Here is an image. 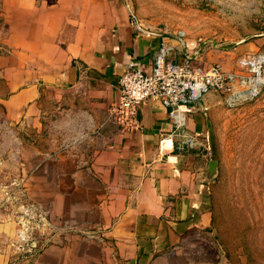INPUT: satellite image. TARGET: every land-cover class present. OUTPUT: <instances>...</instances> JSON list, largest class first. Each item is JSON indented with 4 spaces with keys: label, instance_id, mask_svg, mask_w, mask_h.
<instances>
[{
    "label": "crops",
    "instance_id": "1",
    "mask_svg": "<svg viewBox=\"0 0 264 264\" xmlns=\"http://www.w3.org/2000/svg\"><path fill=\"white\" fill-rule=\"evenodd\" d=\"M133 15L128 0H0V102L12 122L55 118L63 138L75 137L55 176L44 178L57 190L42 200L58 219L101 230L105 264H218L196 243L213 224L208 139L215 115L238 94L204 95L183 108L178 130L159 101L140 106L134 127L110 111L131 60L150 70L165 45L174 62L190 57L197 67L238 73L242 58L264 52V39L210 52L178 33L150 31ZM184 139L199 147H182Z\"/></svg>",
    "mask_w": 264,
    "mask_h": 264
},
{
    "label": "rangeland",
    "instance_id": "2",
    "mask_svg": "<svg viewBox=\"0 0 264 264\" xmlns=\"http://www.w3.org/2000/svg\"><path fill=\"white\" fill-rule=\"evenodd\" d=\"M128 2L146 29L182 33L194 47L206 46L210 52L264 39V0ZM4 34L0 23V37ZM239 72L244 71L239 68ZM5 87L0 74L1 98ZM239 99L234 107L217 113L212 125L210 157L217 162L210 190L213 224L196 243L204 260L264 264V86L256 95ZM56 120L12 122L0 102V264L108 262L103 255L106 238L98 227L60 220L42 200L57 190L46 186L44 178L51 179L50 173L55 176V161L73 148L75 138H63ZM28 203L46 213L43 223L38 217L32 221L37 247L31 251L21 247L18 239L23 228L19 212ZM61 248L67 254L57 255Z\"/></svg>",
    "mask_w": 264,
    "mask_h": 264
},
{
    "label": "built area",
    "instance_id": "3",
    "mask_svg": "<svg viewBox=\"0 0 264 264\" xmlns=\"http://www.w3.org/2000/svg\"><path fill=\"white\" fill-rule=\"evenodd\" d=\"M133 20L136 17L133 15ZM143 31L142 28H138ZM180 38L185 35L178 33ZM171 48L165 45L156 55L150 70L131 60L120 79L121 98L119 104L111 108V118L119 125L134 127L140 106L151 101H159L169 108L171 121L177 130L185 127L183 108H195L196 103L206 94L213 92L238 94L232 105H235L242 95H256L264 86V52L248 55L239 61L244 72H226L220 65L203 69L193 64V59L187 57L184 62H174L170 58ZM180 131V130H179ZM186 137L182 131L180 136ZM196 139H184L182 147L195 148ZM26 208L25 210H23ZM19 220L22 230L19 233L21 247L31 251L37 247L34 241L32 221L38 217L44 222L45 212L31 203L20 209Z\"/></svg>",
    "mask_w": 264,
    "mask_h": 264
},
{
    "label": "water",
    "instance_id": "4",
    "mask_svg": "<svg viewBox=\"0 0 264 264\" xmlns=\"http://www.w3.org/2000/svg\"><path fill=\"white\" fill-rule=\"evenodd\" d=\"M216 170H217V162L212 160L209 165V173L211 177H214Z\"/></svg>",
    "mask_w": 264,
    "mask_h": 264
}]
</instances>
